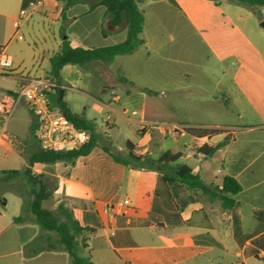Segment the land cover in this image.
Segmentation results:
<instances>
[{
    "label": "crops",
    "instance_id": "0c3cea01",
    "mask_svg": "<svg viewBox=\"0 0 264 264\" xmlns=\"http://www.w3.org/2000/svg\"><path fill=\"white\" fill-rule=\"evenodd\" d=\"M37 1L41 5L20 15L23 4ZM138 7L144 18L142 44L108 64L95 63L91 72L63 66V100L71 113L93 121L116 153H125L129 141L136 156L179 154V164L219 189L232 176L241 187L232 196L233 205L224 209L199 191L165 182L158 167L118 164L99 147L69 166L34 163L29 168L52 177L73 219L94 231L82 233L85 245L78 250L92 264H264V50L259 45L264 33L257 32L256 39L240 23L254 12L225 0H143ZM261 10L264 6L255 9ZM36 27L37 72L28 77L5 52L20 30ZM124 38L123 26L111 25L96 0H0V76L13 75L16 81L6 94L25 80L46 77L49 58L64 39L73 48H88ZM5 58L7 65L2 64ZM145 107L157 117L145 119ZM232 109L239 123L214 119ZM182 127L184 134H168ZM186 128L221 133L193 136ZM225 137L224 145L202 157V147L209 150ZM193 148L196 154L189 157ZM17 216L0 209V264L35 259L26 258L29 249L20 242L18 229L33 226L37 236V225L23 218L14 222ZM37 244L54 246L53 255L62 253L42 239ZM41 259L37 264L57 261L47 255ZM65 264H70L67 254Z\"/></svg>",
    "mask_w": 264,
    "mask_h": 264
},
{
    "label": "trees",
    "instance_id": "16d2710c",
    "mask_svg": "<svg viewBox=\"0 0 264 264\" xmlns=\"http://www.w3.org/2000/svg\"><path fill=\"white\" fill-rule=\"evenodd\" d=\"M62 1V0H57ZM143 0H96V5L104 9L106 16L110 19L113 26L122 25L125 29V38L123 41L116 44H100L93 47H71L69 42L64 39L61 46L55 54L49 58V68L46 72V77L55 81L58 87L54 88L52 92L47 93L49 105L53 109H57L64 114L74 125L78 128L89 131V140L86 144L79 147L77 150H42L37 145L34 151L27 159L28 167L24 170V175L31 185L30 200L22 202V207L26 205L29 212L33 215L34 224L37 225L38 230L45 231L36 236V230L33 226L27 225L18 229L20 242L25 248L29 249L27 259L35 257V259L28 264H37L38 260H42L45 255L55 258L56 264H65V254L70 259V264H92L88 257L80 256L78 250L85 245V238L82 233L86 235L93 234V230L87 227H81L76 220L73 219L69 210H66L61 205L59 206L60 213L64 219L58 221L48 210L42 207V202L47 200L52 192L49 189L44 175H35L31 173L30 166L34 163H41L45 165H52L56 162H73L77 157L88 154L93 148L99 147L107 153L111 159L123 166L133 168H150L155 169L159 167V172L165 182H178L183 184L190 191H199L207 196L209 200H217L221 207L228 209L233 205L232 196L239 193L240 185L232 176H226L223 180L221 189L212 185L205 184L198 175L191 173V168L184 164H179V154H172L165 152L158 159H151L146 156H136L133 153V145L127 141L125 143V153H116L111 150L110 143L107 137L96 132L93 121H87L83 117L70 112L67 108L63 96L64 89L61 84L60 71L65 65H76L87 71H92L95 63L108 64L117 55H128L134 52L141 44L140 33L143 28V13L139 9L138 4ZM172 1V0H170ZM217 2V0H213ZM229 3L242 5L251 11H255L258 7L264 6V0H225ZM91 33L89 37H93ZM125 81L123 78H120ZM146 95H156L155 92L143 89ZM158 115V114H157ZM145 119H154L153 109L145 107ZM159 123V122H157ZM35 128V120L30 127L31 139L35 140L33 131ZM186 131L193 136H205L221 133L220 130H206L198 128H186ZM36 141V140H35ZM227 142L225 137L215 147L206 150L202 147L199 152L202 157H207L215 150L216 147L224 145ZM8 176H17V171H9ZM22 220V216L13 218L14 222ZM49 232H54L57 239H52ZM36 239H42L45 242L55 244L61 247L62 253L56 255L52 254L54 246L36 245ZM41 257L37 258V255Z\"/></svg>",
    "mask_w": 264,
    "mask_h": 264
},
{
    "label": "rangeland",
    "instance_id": "374dc122",
    "mask_svg": "<svg viewBox=\"0 0 264 264\" xmlns=\"http://www.w3.org/2000/svg\"><path fill=\"white\" fill-rule=\"evenodd\" d=\"M31 5L23 4L21 8L22 10H25L26 13H29L33 11L31 10ZM16 7L18 11V5ZM14 12L15 10L12 11V14ZM34 13H37V8H35ZM33 18L36 19L37 17L34 16ZM260 18H264V11L262 10L260 13L254 11V15H252L250 19L243 22L241 21L240 23L243 24L248 31L251 30V35L256 38L255 35L257 32L264 33V29L260 26V23L264 20L260 22ZM18 36H21L22 40L18 39ZM259 45L262 50H264V44H262L261 41H259ZM35 48H37V27L33 29L32 32L20 30L10 47L6 50L5 54L10 55L13 58V64L18 65L23 75L31 77L37 72V65L33 61V52L35 51ZM7 72L10 71L7 70ZM12 76L13 75L7 74L0 76V98L6 95V91L8 89L14 88L16 81ZM108 96L109 93L106 94V97ZM79 105L80 103L77 102L76 106ZM232 110L231 114L224 117L216 116L214 119L219 121V123H239L236 112L234 109ZM33 119L34 117L26 105L24 103H20L6 122L7 132L14 135L17 138V142L5 151L2 146H0V209L4 208L10 214L17 213L18 215L23 216L22 218L25 219L27 223H34L33 215L29 212L26 205L23 207L21 205L22 202L25 204V202L30 200L29 193L31 185L24 175V170L26 168L24 163L26 162L27 164L28 157L37 145L36 141L31 139L30 134V127ZM262 146H264V144H262ZM56 163H62L69 166L71 162L59 161ZM252 168L253 167L250 169ZM9 171H17L19 175L8 176L6 173ZM44 178L52 192V195L47 200L42 202V207L48 210L58 221H62L64 217L60 213L59 206L61 205L63 208L68 210V205L63 198L56 195V185L52 180V177L47 175ZM3 200L6 201L5 205L1 204V201ZM44 232L45 231L39 230V233ZM48 234L50 238L55 240L57 239V235L54 232H49Z\"/></svg>",
    "mask_w": 264,
    "mask_h": 264
},
{
    "label": "built area",
    "instance_id": "2783aa9c",
    "mask_svg": "<svg viewBox=\"0 0 264 264\" xmlns=\"http://www.w3.org/2000/svg\"><path fill=\"white\" fill-rule=\"evenodd\" d=\"M37 5H41V1L32 4L31 10ZM19 13L24 15L26 11L20 10ZM18 39H21V36H18ZM3 61L2 64L7 65L9 59L5 58ZM56 87L58 84L50 78H32L17 84L14 90L0 99V146L10 147L17 142V138L7 132L6 122L20 103H24L34 117L33 135L40 149L77 150L88 142L89 131L76 127L64 114L50 107L47 93L52 92ZM143 126L144 124L141 128ZM184 129L174 128L168 134L172 137L184 134ZM195 154L194 148L187 152L189 157ZM30 171L35 173L32 169Z\"/></svg>",
    "mask_w": 264,
    "mask_h": 264
},
{
    "label": "water",
    "instance_id": "95a60500",
    "mask_svg": "<svg viewBox=\"0 0 264 264\" xmlns=\"http://www.w3.org/2000/svg\"><path fill=\"white\" fill-rule=\"evenodd\" d=\"M260 26L262 27V28H264V21H262L261 23H260ZM159 168V167H158Z\"/></svg>",
    "mask_w": 264,
    "mask_h": 264
}]
</instances>
